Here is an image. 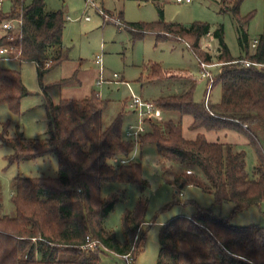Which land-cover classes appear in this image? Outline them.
Instances as JSON below:
<instances>
[{"label": "trees", "instance_id": "1", "mask_svg": "<svg viewBox=\"0 0 264 264\" xmlns=\"http://www.w3.org/2000/svg\"><path fill=\"white\" fill-rule=\"evenodd\" d=\"M244 1L224 4L226 13H231L238 24L239 44L244 52L239 58L231 54L223 25L212 31L208 23L185 26L166 22L162 11V19L157 22L119 21L134 41L153 34L159 43L185 42L201 65L213 60L212 55L201 50V40L214 36L222 68L212 80L213 86L222 88L220 103L210 104L207 96L204 102H197L195 81L182 93L161 97L154 103L164 113L178 114L181 119L192 117V131H233L242 135L257 154L254 176L247 172L245 152L230 144L210 142L203 133L186 139L181 122L148 121L147 132L138 142H131L124 138L123 115L109 127L104 126L108 102L98 93L82 101L63 99L58 105L51 103L47 138L26 139L19 133L10 139L6 137L7 125L0 131V143L14 149L8 157L10 165L50 155L59 159L57 178H14L15 215L0 214V264H101L106 251L130 256L135 262L147 241L143 226L147 223L149 201L144 192L149 182L143 177L140 163L122 161L130 160L137 146L155 145L159 156L180 166L174 185H198L214 196L216 205L234 204L233 214L264 205V31L252 52L245 26L255 14L241 16ZM10 20L19 22L17 31L5 30L0 47L11 51L13 60L35 63L43 77L69 59L63 45L66 23L62 11L48 12L44 0L30 4L12 0L9 13L0 11V24ZM247 62L252 65L247 67ZM159 71H163L162 66L153 64L150 80L163 79ZM28 96L21 71L0 66V104L19 113L22 99ZM116 182L136 184L142 190L135 209L123 215L124 241L104 227L121 196L104 198L102 187ZM159 244L157 264H264V227L233 225L211 209H199L191 217L178 216L165 223Z\"/></svg>", "mask_w": 264, "mask_h": 264}, {"label": "rangeland", "instance_id": "2", "mask_svg": "<svg viewBox=\"0 0 264 264\" xmlns=\"http://www.w3.org/2000/svg\"><path fill=\"white\" fill-rule=\"evenodd\" d=\"M26 1L30 4L33 0ZM44 1L48 12L62 11L64 14L66 27L63 45L69 59L46 72L43 77L39 76L35 63L20 64L13 59H0L1 67L21 71L23 83L30 92V96L22 99L19 113L12 112L7 104H0V131L7 125L6 137L10 139L16 138L19 133L26 139L47 138L51 123L49 105H58L63 99L82 101L93 92L108 102L103 116L106 128L123 115V134L129 125L139 123L138 115L129 107L134 95L145 101L155 102L161 97L182 93L195 81L197 102H204L209 95L210 104L220 103L221 86L208 88V79H203V68L188 44L172 41L159 43L153 34L134 41L132 35L121 28L120 19H124L126 23H152L162 19V11L166 22L185 26L196 22L208 23L212 26V31L223 25L225 41L232 56L239 58L244 55L239 44L238 24L231 13H226L224 7L229 6L230 0H192L190 4L177 0ZM11 9L12 0H4L0 11L9 13ZM240 12L242 17L255 14L253 20L245 26V30L250 44L258 41L264 31V1L245 0ZM4 22L0 24V37L6 33ZM14 24L18 26L19 22L15 21ZM218 48V41L212 35L201 40V50L213 57L210 68L207 69L213 77H216L222 68V63L217 60ZM250 49L255 51L252 46ZM97 57H102L104 61V77L107 81L102 86L98 85L100 65L97 63ZM153 64L162 66L163 71L159 73L163 79L150 80ZM115 74L120 78L115 79ZM168 120L182 123L186 139H195L198 133H203L210 142L230 144L235 150L245 152L247 172L251 177L254 176L258 163L257 154L242 135L233 131H192V117L185 116L181 119L178 114L172 113H164L156 122L165 123ZM262 138L264 140V135ZM13 154V147L0 143V214L9 216L15 215L12 204L14 178H57L59 171V159L56 155L10 165L8 157ZM131 160L142 165L143 177L149 182L144 192L149 201L147 223L143 226L147 231L146 246L144 252L132 264H157L162 226L178 216L191 217L199 209H211L216 215L230 220L236 226L264 227V205L233 214L234 204L216 205L214 196L198 185H188L184 188L174 185L173 180L180 166L159 156L155 145L147 144L143 148L137 146ZM200 180L204 181L203 176H200ZM115 194L120 195L121 200L105 219L104 227L114 231L118 240L124 241L123 215L135 209L142 196V190L136 184L119 182L107 183L102 187L104 198ZM101 264H127V261L124 257L106 251Z\"/></svg>", "mask_w": 264, "mask_h": 264}, {"label": "built area", "instance_id": "3", "mask_svg": "<svg viewBox=\"0 0 264 264\" xmlns=\"http://www.w3.org/2000/svg\"><path fill=\"white\" fill-rule=\"evenodd\" d=\"M180 3H192V0H177ZM4 0H0V8L3 7ZM90 18H86V20H89ZM14 20L10 21H5L3 23V28L5 30H12V29H17V25L14 24ZM253 48L256 49L257 43H254L252 45ZM1 58H11V51L8 48L0 47V59ZM97 63L100 65V79L98 81V85L104 84L107 80L104 77V66H103V58L102 57H97ZM210 64H203L201 65L203 68V79H208V88L211 89L213 86V76L210 72H207V69ZM247 67H250L252 64L250 62H247L245 64ZM115 79L120 78L119 75L115 74L114 75ZM207 100L209 101V95H207ZM130 110L133 111L134 114H137L139 117V123L137 125H129L127 128L124 138L128 141L131 142H138L140 137L144 135L147 132V122L148 121H158L163 117L164 112L160 107H158L154 102L151 101H145L139 96L134 95L132 97V100L130 101L129 104ZM130 160L127 161H122V163H128ZM189 174H192L191 171H188ZM96 244L94 243L91 247L94 248ZM127 261V264H132L133 263V258L130 256H125L124 257Z\"/></svg>", "mask_w": 264, "mask_h": 264}, {"label": "crops", "instance_id": "4", "mask_svg": "<svg viewBox=\"0 0 264 264\" xmlns=\"http://www.w3.org/2000/svg\"><path fill=\"white\" fill-rule=\"evenodd\" d=\"M193 2V1H192ZM254 43H257V40H255L253 43H251L250 45L252 46ZM254 52V51H253ZM211 65V64H210ZM208 68H210V67H208ZM213 76V75H212ZM204 80H206V79H204ZM208 83V82H207ZM99 86H102V85H99ZM208 86V85H207ZM263 206V205H262Z\"/></svg>", "mask_w": 264, "mask_h": 264}]
</instances>
